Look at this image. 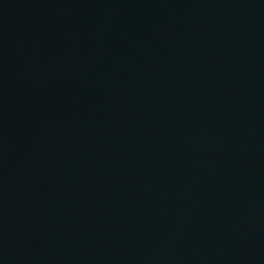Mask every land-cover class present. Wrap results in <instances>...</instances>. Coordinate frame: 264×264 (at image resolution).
Returning <instances> with one entry per match:
<instances>
[{"label": "water", "instance_id": "1", "mask_svg": "<svg viewBox=\"0 0 264 264\" xmlns=\"http://www.w3.org/2000/svg\"><path fill=\"white\" fill-rule=\"evenodd\" d=\"M0 264H264V0H0Z\"/></svg>", "mask_w": 264, "mask_h": 264}]
</instances>
